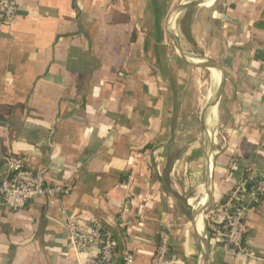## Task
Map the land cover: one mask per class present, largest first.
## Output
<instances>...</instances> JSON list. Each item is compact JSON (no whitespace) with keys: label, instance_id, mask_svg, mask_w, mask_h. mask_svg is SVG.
Masks as SVG:
<instances>
[{"label":"crops","instance_id":"crops-1","mask_svg":"<svg viewBox=\"0 0 264 264\" xmlns=\"http://www.w3.org/2000/svg\"><path fill=\"white\" fill-rule=\"evenodd\" d=\"M16 1L11 25L0 21V172L5 155L26 156L72 189L0 211V264H77L88 253L69 251L67 218L113 233L112 264L124 251L151 264L160 231L171 264H264V198L247 212L241 252L209 237L203 217L264 171V0L206 5L220 24V68L199 63L222 81L206 71L210 103L185 146L174 125L184 66L193 70L178 43H164L174 0Z\"/></svg>","mask_w":264,"mask_h":264},{"label":"built area","instance_id":"built-area-1","mask_svg":"<svg viewBox=\"0 0 264 264\" xmlns=\"http://www.w3.org/2000/svg\"><path fill=\"white\" fill-rule=\"evenodd\" d=\"M16 0H0V21L11 25L17 15ZM5 168L0 173V211L11 212L24 209L30 200L38 197L66 196L71 186L52 184L46 179L47 170H31L26 156L7 154ZM264 198V171L246 188L244 183L236 185L220 203L203 213L209 237L237 251H243L249 233L247 212ZM130 216L129 201L125 200L116 216V228L125 236ZM214 220V221H212ZM67 247L77 258L88 253L77 264H112L116 256V239L113 233L99 224L92 227L79 225L67 218L64 223ZM170 250L165 232H158V244L151 264H171ZM121 264H135V258L124 251Z\"/></svg>","mask_w":264,"mask_h":264},{"label":"rangeland","instance_id":"rangeland-1","mask_svg":"<svg viewBox=\"0 0 264 264\" xmlns=\"http://www.w3.org/2000/svg\"><path fill=\"white\" fill-rule=\"evenodd\" d=\"M186 1L174 0L171 1V4L169 3L171 8H169V15H166V37L164 41V43H178L179 49L193 70L192 72L183 64L189 74L181 86V100L175 116V122L178 124L177 126L174 125L176 127L175 140L184 146L194 140L196 131L201 130L199 124L201 116L210 103L207 99L211 95L212 83L207 72L210 73L216 85L222 81L220 70L216 68L207 69L203 65L209 64L218 67L222 51L219 40V20L212 19V9L214 8H206V5H209L212 0L204 1L203 6L193 8L179 16L172 15L179 9L200 3V0H192L185 4ZM167 47L169 50L170 46ZM202 263L204 262L201 258L198 264Z\"/></svg>","mask_w":264,"mask_h":264},{"label":"water","instance_id":"water-1","mask_svg":"<svg viewBox=\"0 0 264 264\" xmlns=\"http://www.w3.org/2000/svg\"><path fill=\"white\" fill-rule=\"evenodd\" d=\"M198 5H201V2L198 4ZM193 8H190V9H183V10H179V11H176V12H173L172 13V15H176V16H179V15H181V14H183V13H185V12H188V11H190V10H192ZM208 261V260H207Z\"/></svg>","mask_w":264,"mask_h":264},{"label":"trees","instance_id":"trees-1","mask_svg":"<svg viewBox=\"0 0 264 264\" xmlns=\"http://www.w3.org/2000/svg\"><path fill=\"white\" fill-rule=\"evenodd\" d=\"M2 172V171H1ZM0 172V173H1ZM157 238H158V236H157ZM157 244H158V242H157ZM157 244H156V247H157ZM155 252H156V248H155ZM155 252H154V255H155ZM154 255H153V257H154ZM152 260H153V258H152Z\"/></svg>","mask_w":264,"mask_h":264},{"label":"bare ground","instance_id":"bare-ground-1","mask_svg":"<svg viewBox=\"0 0 264 264\" xmlns=\"http://www.w3.org/2000/svg\"><path fill=\"white\" fill-rule=\"evenodd\" d=\"M205 68H207V66L205 65ZM211 93V92H210ZM212 95V94H211ZM208 100V99H207ZM203 114V113H202ZM204 115H205V113H204ZM206 116V115H205ZM206 119V118H205ZM204 123H205V121H204Z\"/></svg>","mask_w":264,"mask_h":264}]
</instances>
